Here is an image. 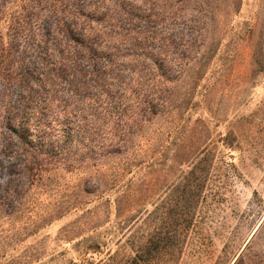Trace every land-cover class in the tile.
<instances>
[{
    "label": "rangeland",
    "instance_id": "obj_1",
    "mask_svg": "<svg viewBox=\"0 0 264 264\" xmlns=\"http://www.w3.org/2000/svg\"><path fill=\"white\" fill-rule=\"evenodd\" d=\"M117 5L153 35L141 40L143 55L157 62L173 52L179 61L173 109L137 129L128 115L135 98L127 91V112L93 125L107 137L116 123L127 126L120 150L91 158L78 143L70 168L44 171L24 208L37 215L0 216V264H69L86 245L94 251L83 240L89 235L102 255L123 251L129 233L144 231L140 221L148 212L157 225L192 220L169 264H229L225 239L230 247L241 244L264 214V73L254 60L264 62V0H106L100 6L120 20ZM111 19L97 31L119 55L121 34ZM93 102L85 103L94 110ZM153 157L158 160L149 165ZM7 158L0 153L1 177ZM130 205L139 212L125 210Z\"/></svg>",
    "mask_w": 264,
    "mask_h": 264
},
{
    "label": "trees",
    "instance_id": "obj_2",
    "mask_svg": "<svg viewBox=\"0 0 264 264\" xmlns=\"http://www.w3.org/2000/svg\"><path fill=\"white\" fill-rule=\"evenodd\" d=\"M105 1L0 0V153L8 155L5 175L1 177L0 172L1 217L11 219L24 212L35 217L32 209L24 210L27 193L56 164L70 168L66 162H70V150L79 149L76 144L81 143L91 158L118 152L125 142L121 130L128 132L127 126L116 123L107 137L93 125L104 116L119 120L130 107V94L136 104L128 115L137 129L173 109L169 96L181 77L175 69L179 61L173 52L171 59L157 58V62L152 54L143 55L146 42L141 40L153 35L140 31L133 15L122 14L119 5L117 20L108 6H100ZM111 18L121 34L119 55L117 47L115 55L108 51L103 33L97 31ZM254 60L264 73V62ZM88 98L96 104L94 110L85 103ZM104 139H110L109 143ZM154 159H149V165L157 162ZM128 207L125 210L135 209ZM259 215V223L241 244L230 247L225 239L222 252L229 264H264V214ZM174 221L165 219L157 225L148 212L140 221L141 235L129 233L123 251L103 255L97 237H83L86 244L95 246L94 251L86 245L69 264H169V257L181 249L179 233L192 223L189 218Z\"/></svg>",
    "mask_w": 264,
    "mask_h": 264
}]
</instances>
